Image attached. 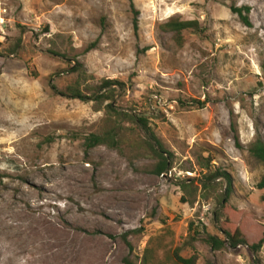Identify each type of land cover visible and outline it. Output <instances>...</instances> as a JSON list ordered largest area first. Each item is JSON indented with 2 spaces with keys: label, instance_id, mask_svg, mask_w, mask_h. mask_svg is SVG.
I'll return each mask as SVG.
<instances>
[{
  "label": "rangeland",
  "instance_id": "rangeland-1",
  "mask_svg": "<svg viewBox=\"0 0 264 264\" xmlns=\"http://www.w3.org/2000/svg\"><path fill=\"white\" fill-rule=\"evenodd\" d=\"M171 19L200 28L180 46ZM105 79L124 89L93 99ZM108 132L117 147L87 146ZM257 137L264 0H0V264H177V249L196 264H264V247L205 242L237 227L249 245L264 237ZM217 170L230 179L205 178Z\"/></svg>",
  "mask_w": 264,
  "mask_h": 264
},
{
  "label": "trees",
  "instance_id": "trees-1",
  "mask_svg": "<svg viewBox=\"0 0 264 264\" xmlns=\"http://www.w3.org/2000/svg\"><path fill=\"white\" fill-rule=\"evenodd\" d=\"M132 1V0H131ZM232 10L237 13L243 22L247 25L250 24L248 13L249 8L248 7H233ZM246 12V13H245ZM135 28L138 26V22L135 20ZM165 30H170L174 32L175 40L177 43L181 46L183 44V31L186 29H198L200 28V23L198 20H178V19H171L169 22L165 23L163 25ZM114 85H118L121 89H124V83L120 82L118 80H112V79H105L102 81L100 85L96 88V91L93 93V99L97 100H109L111 97L108 95L102 94L101 92L106 89L110 88ZM55 89V86H53ZM67 96L73 97V98H79V99H90L91 97L86 96L80 89L78 88H69L68 89ZM139 122L144 126L145 130H147V133L151 136L152 143H150V149L151 151L158 156L159 163L156 166L155 170L153 172L157 174H163L165 171L169 168V158L164 155V147L162 143L158 140L154 132H151V130L148 127V123L146 119L141 118L139 119ZM96 145H108L109 147L115 148L117 147V141L113 135L112 132H108L104 135H97L93 134L87 139V146L88 147H94ZM249 154L252 158L257 160L258 162L264 164V142L260 137H257L256 140L251 144L249 147ZM218 177H226L228 179L229 175L226 172L223 171H215L212 172L209 175H205V178L208 180L210 179H217ZM206 186V184L204 183ZM230 186V185H229ZM257 188L259 190L264 191V175L261 177L259 183L257 184ZM231 188L228 187V191H230ZM264 200V195L262 196ZM225 237L221 238L217 235H208V237L205 239V242L212 247L213 250H223L228 249L230 251H237L242 246H247L249 251L252 255H257L262 248L264 247V237L257 243H254L252 245H249L245 237L243 236L240 228H235L234 230L228 229L224 232ZM174 259L177 264H196L198 260L197 255H193L189 258H185L182 255H180L179 249L176 250L174 253ZM127 264H133L131 261L126 260ZM251 264H261V262L257 259H253Z\"/></svg>",
  "mask_w": 264,
  "mask_h": 264
},
{
  "label": "bare ground",
  "instance_id": "bare-ground-1",
  "mask_svg": "<svg viewBox=\"0 0 264 264\" xmlns=\"http://www.w3.org/2000/svg\"><path fill=\"white\" fill-rule=\"evenodd\" d=\"M38 221H39V219L34 220L35 223H37ZM24 231L26 232V235H25V232L23 233L20 231V234H21L20 236L23 237L25 235L24 241H27L28 243L34 244L36 242L39 234H40L38 226L33 225L29 229H24Z\"/></svg>",
  "mask_w": 264,
  "mask_h": 264
}]
</instances>
